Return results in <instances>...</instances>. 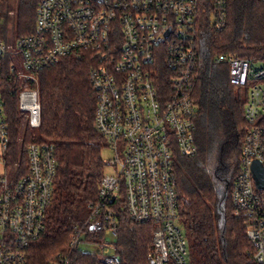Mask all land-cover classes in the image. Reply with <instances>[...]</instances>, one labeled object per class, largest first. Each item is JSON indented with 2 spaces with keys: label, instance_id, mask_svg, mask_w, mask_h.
<instances>
[{
  "label": "built area",
  "instance_id": "2783aa9c",
  "mask_svg": "<svg viewBox=\"0 0 264 264\" xmlns=\"http://www.w3.org/2000/svg\"><path fill=\"white\" fill-rule=\"evenodd\" d=\"M205 1L39 0L34 32L14 37L2 34L0 11V264H29L30 246L46 232L58 169L55 145L48 142L25 147L27 164L21 157L9 163L5 91L16 92L26 126L38 129V73L83 57L91 63L95 128L110 151L104 163L112 172H105L88 217L74 226L67 249L52 264H74L77 251L94 255L98 264H123L116 245L124 215L133 225H151L148 264H195L180 222L175 157L199 151L193 93L209 64L200 60L197 44ZM210 2L211 22L221 30L229 0ZM211 64L228 65L229 82L248 88L244 115L250 126L232 199L236 216L247 220L252 259L264 264V188L252 171L256 160L264 167V62L222 55Z\"/></svg>",
  "mask_w": 264,
  "mask_h": 264
},
{
  "label": "trees",
  "instance_id": "16d2710c",
  "mask_svg": "<svg viewBox=\"0 0 264 264\" xmlns=\"http://www.w3.org/2000/svg\"><path fill=\"white\" fill-rule=\"evenodd\" d=\"M206 1L201 4L197 44L200 60L209 64L197 77L193 93L198 107L195 135L199 151L191 157L177 152L175 157L180 222L192 263L258 264L252 259L255 247L246 234L247 220L236 216L232 199L238 158L250 126L244 115L248 88L232 85L228 65L211 61L234 55L264 62V0H229L226 26L221 30L212 24L211 2ZM38 2L1 0L2 34H32ZM90 69L86 57L65 58L38 73L42 103L38 129L26 126L17 108L16 92L5 91L11 123L9 163L13 165L21 157L27 164L25 147L48 142L55 145L58 164L46 232L30 246L29 264H52L58 253L67 249L74 226L88 217L89 205L98 199L106 172L102 154L106 143L95 128L97 97L89 81ZM228 142L234 148V161L230 176L221 179L215 169L223 162ZM116 249L123 264H148L153 249L151 225H133L122 216ZM73 263L98 264L94 255L83 251L73 254Z\"/></svg>",
  "mask_w": 264,
  "mask_h": 264
},
{
  "label": "rangeland",
  "instance_id": "374dc122",
  "mask_svg": "<svg viewBox=\"0 0 264 264\" xmlns=\"http://www.w3.org/2000/svg\"><path fill=\"white\" fill-rule=\"evenodd\" d=\"M12 34H10L11 37H14L15 35L13 34V32H10ZM22 142H20L19 147H18V154L21 153V146ZM223 162L220 163V166L215 169V173L218 177H220L221 179H225L228 178L231 174L232 171V164L234 161L233 155H234V148L232 146V144L229 142L226 144L224 150H223ZM0 154H1V148H0ZM103 158L104 159H108L110 157V151L107 148H104L103 152ZM214 170V167H213ZM112 170L111 168H106V173H111ZM5 173V168L2 162H0V175H3ZM68 246V245H67Z\"/></svg>",
  "mask_w": 264,
  "mask_h": 264
},
{
  "label": "water",
  "instance_id": "95a60500",
  "mask_svg": "<svg viewBox=\"0 0 264 264\" xmlns=\"http://www.w3.org/2000/svg\"><path fill=\"white\" fill-rule=\"evenodd\" d=\"M252 171L258 187L264 188V167L260 161L253 162Z\"/></svg>",
  "mask_w": 264,
  "mask_h": 264
}]
</instances>
